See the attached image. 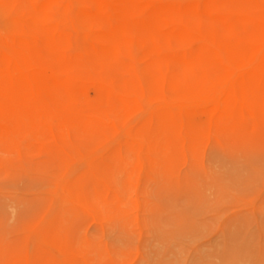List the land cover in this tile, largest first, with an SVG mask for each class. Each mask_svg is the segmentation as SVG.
Listing matches in <instances>:
<instances>
[{
    "label": "bare ground",
    "instance_id": "obj_1",
    "mask_svg": "<svg viewBox=\"0 0 264 264\" xmlns=\"http://www.w3.org/2000/svg\"><path fill=\"white\" fill-rule=\"evenodd\" d=\"M262 131L264 0H0V146L65 178L17 250L101 216L99 181L125 204L142 171Z\"/></svg>",
    "mask_w": 264,
    "mask_h": 264
},
{
    "label": "rangeland",
    "instance_id": "obj_2",
    "mask_svg": "<svg viewBox=\"0 0 264 264\" xmlns=\"http://www.w3.org/2000/svg\"><path fill=\"white\" fill-rule=\"evenodd\" d=\"M17 141L0 146V264L21 255L28 264H264V131L206 140L191 159L142 171L128 184L125 204L99 181L110 201L101 216L69 217L50 243L36 251L32 240L24 252L21 239L65 178L52 176L44 154L28 152V138ZM84 158H73L77 168Z\"/></svg>",
    "mask_w": 264,
    "mask_h": 264
}]
</instances>
